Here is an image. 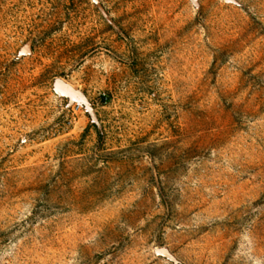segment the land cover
<instances>
[{"label": "rangeland", "instance_id": "374dc122", "mask_svg": "<svg viewBox=\"0 0 264 264\" xmlns=\"http://www.w3.org/2000/svg\"><path fill=\"white\" fill-rule=\"evenodd\" d=\"M0 264H264V0H0Z\"/></svg>", "mask_w": 264, "mask_h": 264}, {"label": "water", "instance_id": "95a60500", "mask_svg": "<svg viewBox=\"0 0 264 264\" xmlns=\"http://www.w3.org/2000/svg\"><path fill=\"white\" fill-rule=\"evenodd\" d=\"M57 88L67 94L71 95L72 97H80L81 93L77 90H75L70 83H68L64 78H59L57 81Z\"/></svg>", "mask_w": 264, "mask_h": 264}]
</instances>
